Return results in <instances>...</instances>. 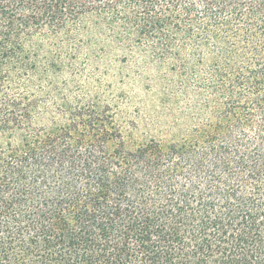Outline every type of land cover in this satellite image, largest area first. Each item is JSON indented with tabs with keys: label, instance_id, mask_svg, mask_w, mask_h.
Segmentation results:
<instances>
[{
	"label": "trees",
	"instance_id": "trees-1",
	"mask_svg": "<svg viewBox=\"0 0 264 264\" xmlns=\"http://www.w3.org/2000/svg\"><path fill=\"white\" fill-rule=\"evenodd\" d=\"M112 51L150 99L62 96ZM0 264H264V0H0Z\"/></svg>",
	"mask_w": 264,
	"mask_h": 264
},
{
	"label": "rangeland",
	"instance_id": "rangeland-1",
	"mask_svg": "<svg viewBox=\"0 0 264 264\" xmlns=\"http://www.w3.org/2000/svg\"><path fill=\"white\" fill-rule=\"evenodd\" d=\"M99 59V63L95 64L100 68L95 69L94 64L77 61L74 71L60 75L56 80V88L62 92V96L70 95L76 101L98 98L101 103L112 102L119 109L130 111L139 102L150 99L146 94V84H155L156 71L153 67L143 68L137 56L123 58V55L114 51ZM49 84V81H45L41 85L23 76L16 79L13 92L30 95L36 90L41 93L40 100L48 107H53L56 97L49 90Z\"/></svg>",
	"mask_w": 264,
	"mask_h": 264
}]
</instances>
